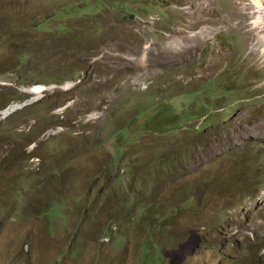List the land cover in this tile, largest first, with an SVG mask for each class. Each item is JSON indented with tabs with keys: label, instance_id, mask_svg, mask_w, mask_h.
Returning a JSON list of instances; mask_svg holds the SVG:
<instances>
[{
	"label": "rangeland",
	"instance_id": "374dc122",
	"mask_svg": "<svg viewBox=\"0 0 264 264\" xmlns=\"http://www.w3.org/2000/svg\"><path fill=\"white\" fill-rule=\"evenodd\" d=\"M94 1L0 0V264H264L254 13Z\"/></svg>",
	"mask_w": 264,
	"mask_h": 264
},
{
	"label": "bare ground",
	"instance_id": "6f19581e",
	"mask_svg": "<svg viewBox=\"0 0 264 264\" xmlns=\"http://www.w3.org/2000/svg\"><path fill=\"white\" fill-rule=\"evenodd\" d=\"M240 2H241V5H242L241 7H242L243 11H245V13L242 14L243 19H247V16L249 15V13H254V17L252 18L253 19L252 25L254 27L252 26V31L254 33H255V31L259 32L257 40H258V44L262 48V52L264 53V0H254V1L249 0L248 3H246L245 0L244 1L240 0ZM203 10H201L200 12H202ZM252 10H254V12H251ZM247 11H249V12H247ZM39 88H41L40 85L33 86V89L35 92H32V90H31V92L33 94L37 95L40 93V91L38 90ZM19 107H21V106H19L17 104L12 105L11 107H9L6 110V112L14 111L15 109H17Z\"/></svg>",
	"mask_w": 264,
	"mask_h": 264
},
{
	"label": "trees",
	"instance_id": "16d2710c",
	"mask_svg": "<svg viewBox=\"0 0 264 264\" xmlns=\"http://www.w3.org/2000/svg\"><path fill=\"white\" fill-rule=\"evenodd\" d=\"M98 1L99 0H95L94 2H92V3H94L95 5H96V3H98ZM89 4V2H85V4H83L82 6H80V7H78V8H76V10H88V8L90 7V5H88ZM72 6V5H71ZM63 7H66V6H63ZM62 10V9H61ZM58 11V10H54L53 11V13H57V14H59V13H63V11ZM44 19H46L45 17H44ZM47 20V19H46ZM38 24H37V27H36V30L37 31H44V26H45V24L47 23V21L45 22H37ZM58 27H56V28H58V29H63L64 27L63 26H60L59 24L57 25ZM203 107V110L201 111H198L199 112V117L200 118H203L204 117V119H203V122L205 121V120H207L208 118H211L212 116H213V112L211 111V109H209V111H207L205 108H204V106H202ZM199 108H194L193 110L192 109H190V111L191 112H194V111H197ZM160 114V112H158V113H155L154 114V117H157L158 115ZM205 125H207V123L205 124ZM122 154V151L120 150L119 152H117L116 153V155H115V157H116V162L119 160V156Z\"/></svg>",
	"mask_w": 264,
	"mask_h": 264
},
{
	"label": "clouds",
	"instance_id": "9594fccd",
	"mask_svg": "<svg viewBox=\"0 0 264 264\" xmlns=\"http://www.w3.org/2000/svg\"><path fill=\"white\" fill-rule=\"evenodd\" d=\"M50 85H53V86H55V88H57L58 87V85L57 84H55V83H52V84H50ZM65 85H66V83H65ZM47 89V88H46ZM32 90V92H35L34 91V89H31ZM39 91H40V93H42L44 90H45V87L44 86H41V88H39L38 89ZM43 90V91H42ZM42 91V92H41ZM31 92V93H32ZM30 93V92H29ZM28 101H30V100H25V101H23V102H25V103H27ZM22 102V103H23ZM9 107H11L10 105L2 112V114H1V116H5V115H7L9 112H6V110L9 108Z\"/></svg>",
	"mask_w": 264,
	"mask_h": 264
},
{
	"label": "water",
	"instance_id": "95a60500",
	"mask_svg": "<svg viewBox=\"0 0 264 264\" xmlns=\"http://www.w3.org/2000/svg\"><path fill=\"white\" fill-rule=\"evenodd\" d=\"M27 102V101H26ZM24 104V103H23Z\"/></svg>",
	"mask_w": 264,
	"mask_h": 264
}]
</instances>
